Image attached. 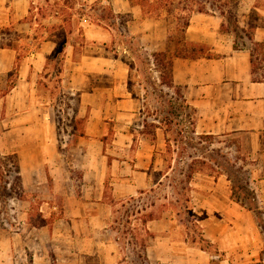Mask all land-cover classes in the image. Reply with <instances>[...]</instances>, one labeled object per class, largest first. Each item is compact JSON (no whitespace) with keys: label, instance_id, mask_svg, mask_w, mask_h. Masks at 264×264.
<instances>
[{"label":"crops","instance_id":"1","mask_svg":"<svg viewBox=\"0 0 264 264\" xmlns=\"http://www.w3.org/2000/svg\"><path fill=\"white\" fill-rule=\"evenodd\" d=\"M39 1L44 6L32 0L33 18L28 22L31 0H0V29L10 28L21 36V54L24 45H30L17 69V52L0 49V139L19 141L4 155L17 156L21 197L16 202L23 208L16 214L19 227L4 242L0 239V264H123L113 226L115 209L157 185L152 173L157 170L158 148L144 132L134 134L124 127L139 113L143 98L132 86L130 62L111 42L121 16L127 15L123 24L129 33L152 37L159 32V52L164 51L163 17L144 16L128 0L79 3L82 10L99 7L109 16L94 22L81 14L80 33L63 28L60 82L51 89L47 59L55 49L52 27L60 25L63 16L50 10L41 16L53 0ZM221 22L215 15H191L184 38L201 46L203 53L196 59L173 58L171 80L193 109L196 133L238 140L249 187L261 208L264 69L252 73L248 47L235 49L233 36L221 32ZM253 39L264 42V26L255 28ZM58 112H67L70 121L74 114L72 121L79 126L67 134L75 137L71 144L59 140ZM211 182L195 220L213 251L184 231L177 214L162 212L143 222L148 236L142 249L144 264H264V236L254 213L232 198L231 182L224 174ZM54 189L61 190L62 197L57 198ZM43 191L49 194H30Z\"/></svg>","mask_w":264,"mask_h":264},{"label":"rangeland","instance_id":"2","mask_svg":"<svg viewBox=\"0 0 264 264\" xmlns=\"http://www.w3.org/2000/svg\"><path fill=\"white\" fill-rule=\"evenodd\" d=\"M57 1L61 5L66 3L64 2L66 0ZM69 1L73 2L75 7H80L79 3L90 5L94 0ZM36 3L44 6V3L39 0ZM51 3L52 1L49 2V4ZM102 5H106V2ZM62 7L59 6L56 9H62ZM236 11L240 26L252 25L255 28L264 26V0H240ZM59 12L62 16L64 15L61 11ZM82 14H86L94 22L96 17L109 16L107 11L99 7L84 9ZM85 18L87 19V17ZM127 19V16H121V25L114 29V33L112 32L114 36L111 46L130 62L131 83L136 87V93L142 95L143 101L139 113L136 112L135 115L128 118V123L124 127L134 134L144 132L146 139L153 142L158 148V154L156 156L157 170L152 173V182H157V185L143 195L119 203L115 209L113 226L117 229V236L120 239L123 264H144L142 249L148 236L144 231L143 222L150 217L159 216L162 212L177 214L184 231L202 247L213 251L212 246L205 243L200 223L195 220L198 203L206 198L212 179L220 174H224L230 179L231 186L243 185L248 179L246 162H242L241 158L243 157L239 153V142L234 137L196 133L193 109L185 102L182 89L168 86L167 83H162L159 80L160 75L163 77L167 75V70L162 68L161 59L157 58L158 61H155L153 57L161 47L159 32L152 37H141L129 33L127 25L123 24ZM162 20V25L166 30V43L164 44L166 49L167 45H175L174 40L179 36V33L176 32L175 26L170 20L164 18ZM135 31L131 29V32ZM168 37L171 42L168 41ZM241 43L242 40H239L238 44ZM246 44L250 46L249 43ZM25 55L24 52L21 56ZM259 66L260 69L263 67V62L260 60ZM50 71L52 75L49 78V84L52 89L57 84L52 66H50ZM12 75L14 76V72ZM60 116L57 122L59 123L61 142L63 145L71 144L75 137H68L67 134L73 127H77L79 130V126L67 118V112ZM2 129V125H0V131ZM115 131H118L117 127H115ZM18 142L12 139H0V155L11 151L12 144ZM64 149H66L65 146ZM0 165V174L4 175L8 166L3 161ZM3 180L5 178L0 177V190L2 196H5L7 200L6 202L1 200L0 203V239L2 242L19 227L16 214L20 215L23 212L21 205L17 206L16 199L8 197V188H1ZM200 183H204L206 187L196 186ZM61 192V190L54 189L57 198L62 197ZM240 192H236L235 197L239 196ZM30 194H39L42 197L48 195L49 192H31ZM240 198L245 199V196H240ZM245 201L247 202L246 199ZM31 208L30 212L35 217L36 203L32 204ZM261 209L264 210V206H261ZM261 217L264 222V215Z\"/></svg>","mask_w":264,"mask_h":264},{"label":"trees","instance_id":"3","mask_svg":"<svg viewBox=\"0 0 264 264\" xmlns=\"http://www.w3.org/2000/svg\"><path fill=\"white\" fill-rule=\"evenodd\" d=\"M47 2L49 0H46ZM131 4L137 5L140 7L142 14L144 16H149L153 18H161L163 17L166 20H170L171 23L174 24L175 30L179 33V36L174 40L175 45L170 46L167 45L166 49L162 52H157L153 55L155 61H158L157 58L162 61V68L167 70V75L163 77V75L159 76L160 82H165L168 86H173L171 80V65L173 58L180 57L184 59H196L199 55L203 53V48L201 46L196 47V45H191L185 40V31L189 26L190 17L194 13H203L207 15H215L221 18V27L220 30L223 33L232 35L234 38V47L235 49H241L243 47H248L251 55V63H252V73L254 74L257 69L260 68L259 60L263 62L264 69V42H256L253 39V33L255 30V26L249 25L248 27L240 26L238 20V13L236 8H238L240 4V0H128ZM63 5L60 4L59 1L53 0L51 4H48V7H43V12L40 13L41 16H45L47 10L64 13L61 24L56 25L52 28L56 29V33L53 36V40L55 42V49L52 54L48 57L47 62L48 65L54 68V74L56 75L55 82H60V78H58L59 73L61 72V65L63 61V52L66 46V42L64 40L65 31L63 28H67L69 31L72 30L73 25L74 28L80 33L81 28L78 26V22L81 18V14L83 13L82 5L80 7H75V4L69 0L64 1ZM59 6H63L62 9H56ZM34 6L32 4V0L30 2L29 8V16L27 17L28 22H32V10ZM41 11V10H40ZM123 16V15H122ZM127 16V15H125ZM128 17V16H127ZM64 24V25H63ZM21 36L14 32L10 28H1L0 29V49L9 48L13 49L17 52L16 56V64L14 65V69L18 68L20 58L22 57L20 48L21 46L18 43ZM26 38H29V35H26ZM36 39V36L33 37ZM239 40H242V43L239 45ZM168 41L171 42V39L168 37ZM246 43H249L247 45ZM30 45L26 43L24 45V52L28 53ZM49 67V66H48ZM46 67V68H48ZM264 78V76H262ZM13 84V83H12ZM56 87V86H55ZM62 95V94H61ZM64 96V95H62ZM73 102H77V100L73 97H69ZM57 119L60 115L59 112L56 114ZM74 119V114L71 116V121ZM58 128V136L60 138V128L59 123L57 125ZM158 128V126H155ZM73 131H70L72 133ZM59 149L62 150L61 142L59 143ZM242 162H245L243 158H241ZM1 161L5 162L8 166L4 175L1 173L0 177L5 178L2 181V189L8 188L9 196L13 199H19L21 197V183H20V175H19V165L17 156L15 154H7L0 155V163ZM1 166V165H0ZM242 169V167H239ZM232 198L240 203L242 206L246 207L248 210H251L256 216V222L258 227L260 228V232L264 236V222L262 219V215H264V210L258 207L255 202L254 192L249 187V181L246 179L245 183L240 186L232 185ZM240 192L239 196L235 197L236 192ZM5 195V194H4ZM245 196V199L240 198V196ZM1 200L5 201L7 198L2 196V192L0 190V203ZM205 243L209 244L207 240ZM264 251V250H263Z\"/></svg>","mask_w":264,"mask_h":264}]
</instances>
